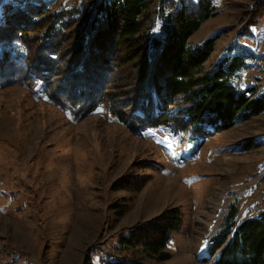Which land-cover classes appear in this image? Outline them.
<instances>
[{"label":"rangeland","instance_id":"374dc122","mask_svg":"<svg viewBox=\"0 0 264 264\" xmlns=\"http://www.w3.org/2000/svg\"><path fill=\"white\" fill-rule=\"evenodd\" d=\"M98 1L46 0L53 10H85L86 19ZM214 4L216 15L190 41L225 30L204 72L227 48H243L254 61L235 84L264 91V0ZM174 208L184 224L165 250L170 260L119 244ZM232 208L237 221L264 210V114L202 141L166 127L134 132L105 108L76 117L38 89H0V264H101L109 256L215 264L208 243Z\"/></svg>","mask_w":264,"mask_h":264},{"label":"trees","instance_id":"16d2710c","mask_svg":"<svg viewBox=\"0 0 264 264\" xmlns=\"http://www.w3.org/2000/svg\"><path fill=\"white\" fill-rule=\"evenodd\" d=\"M154 2L99 0L86 19L85 10H53L46 0H8L0 19V89H38L76 117L105 108L134 132L166 127L202 141L264 114V91L235 84L253 54L229 47L204 72L225 30L190 42L216 15L214 0H161L155 19ZM183 217L179 208L167 210L119 244L170 260L165 250ZM237 217L232 208L208 256L215 264H264V210ZM101 264L142 263L109 256Z\"/></svg>","mask_w":264,"mask_h":264}]
</instances>
